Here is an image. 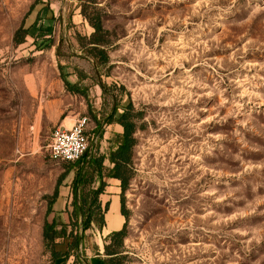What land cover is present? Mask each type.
<instances>
[{
    "label": "rangeland",
    "instance_id": "374dc122",
    "mask_svg": "<svg viewBox=\"0 0 264 264\" xmlns=\"http://www.w3.org/2000/svg\"><path fill=\"white\" fill-rule=\"evenodd\" d=\"M57 72L81 78L61 119L78 108L75 122L88 119L87 158L115 146L114 108L137 115L124 264H264V0H0V264H54L44 174L70 163L49 160L44 134L41 161L22 158L16 132L26 77ZM107 224L80 233L83 263L102 264Z\"/></svg>",
    "mask_w": 264,
    "mask_h": 264
},
{
    "label": "trees",
    "instance_id": "16d2710c",
    "mask_svg": "<svg viewBox=\"0 0 264 264\" xmlns=\"http://www.w3.org/2000/svg\"><path fill=\"white\" fill-rule=\"evenodd\" d=\"M90 26L94 29L91 35L90 44L94 45L91 49L92 54L97 59L96 65L105 63V55L97 48L101 41L94 38L97 32H100L101 27L98 22L89 21ZM28 30V29H26ZM25 29H19L14 35L16 45L22 44L24 41ZM68 88L77 90L76 86H68ZM116 108H114L107 117V125L116 123L122 127V132H117V140L115 146L110 150L107 157L98 156L87 158V152L80 158L79 161L70 163L68 170H74V179L71 184L72 201L71 211L68 214V223H58L55 219L51 222H45L43 226L42 237L44 245L51 253L53 262L61 260V264L72 257L71 264H88L79 260L77 253L80 244L81 234L93 227L102 230L105 226L104 215L107 212L108 205H102L99 199L104 193L106 182L104 179H109L118 182L120 192V214L125 218L124 200L122 194L130 180L129 169L133 163L136 140V125L134 119L137 115H132V121L126 112H123L118 118L114 119ZM97 130L100 129V124L97 122ZM100 133V132H96ZM86 134V132H85ZM108 160L111 165L110 169L104 167V161ZM97 183V186L95 184ZM125 238V223L122 228L117 231L110 232L105 237L103 245L104 258L102 264H124L120 249L122 248L123 239ZM64 247L66 250L61 251L58 248Z\"/></svg>",
    "mask_w": 264,
    "mask_h": 264
},
{
    "label": "crops",
    "instance_id": "0c3cea01",
    "mask_svg": "<svg viewBox=\"0 0 264 264\" xmlns=\"http://www.w3.org/2000/svg\"><path fill=\"white\" fill-rule=\"evenodd\" d=\"M69 73L70 74H67V72H65V74L60 75V73L57 72L56 78L53 77L49 79L48 77H44L37 81L32 77L30 78V76L26 77V80L23 83V91L25 95L20 100V105L17 110V148H19L20 156L22 158L29 157V155L33 154L34 156L36 155L37 161L40 162L41 156L39 155L41 154V148L38 144L41 138L40 134L46 136L49 144L52 131L58 123L65 126L74 124L79 108L75 111L69 110V112L66 113L67 115L61 119V115H63L68 109L69 103H64V99L67 95L70 98H73L77 95L83 94L81 78L77 79V77L73 75V72ZM68 86H76L77 90L68 88ZM65 90L67 91V94ZM79 105L81 106V103ZM51 127H54L51 132H43ZM25 149L30 150L25 152ZM74 174L75 172L73 170H69L64 174H61L58 178L55 171H52L50 168L47 173L44 174L45 177L47 176L48 186L42 188V195L47 199L45 207H47L46 212L48 214V221L49 219H51V221L54 219L57 221L58 219L61 223H68V214L71 211L70 204L72 201L71 184L74 179ZM110 181L111 185H114L113 189L111 191H104L99 197L102 205H108L107 212L104 215L105 226L103 229L107 228V219L109 220L111 217L114 218V222L117 226L111 229L108 228L109 231L106 236L112 231L120 230L124 224L123 217L120 214V195L119 192L115 190L118 189V187L115 181ZM34 189L36 188L34 187ZM115 203H118L119 208L117 209L118 211L111 216L110 209ZM58 249L61 251L66 250L65 246L63 248L59 247ZM58 262L60 263L61 260ZM58 262L56 261L54 264H58Z\"/></svg>",
    "mask_w": 264,
    "mask_h": 264
},
{
    "label": "built area",
    "instance_id": "2783aa9c",
    "mask_svg": "<svg viewBox=\"0 0 264 264\" xmlns=\"http://www.w3.org/2000/svg\"><path fill=\"white\" fill-rule=\"evenodd\" d=\"M88 119L79 118L71 128H56L47 146V155L53 162L74 163L87 152L88 140L85 134Z\"/></svg>",
    "mask_w": 264,
    "mask_h": 264
}]
</instances>
